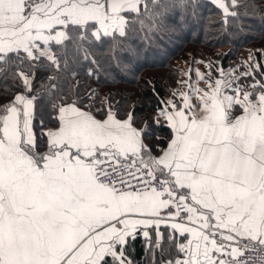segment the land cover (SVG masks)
I'll use <instances>...</instances> for the list:
<instances>
[{
    "label": "snow or ice",
    "instance_id": "snow-or-ice-1",
    "mask_svg": "<svg viewBox=\"0 0 264 264\" xmlns=\"http://www.w3.org/2000/svg\"><path fill=\"white\" fill-rule=\"evenodd\" d=\"M205 7L225 31L264 19V0H0V264H264V48L142 81L144 113L102 87L134 71L133 34Z\"/></svg>",
    "mask_w": 264,
    "mask_h": 264
},
{
    "label": "trees",
    "instance_id": "trees-1",
    "mask_svg": "<svg viewBox=\"0 0 264 264\" xmlns=\"http://www.w3.org/2000/svg\"><path fill=\"white\" fill-rule=\"evenodd\" d=\"M199 2L202 5L209 4V0ZM261 2L256 0L257 4ZM130 43L138 52H124L121 55L134 71L129 73L123 70V66L113 64L111 71L116 77L115 83L102 87L120 93L128 104L139 97L136 109L144 113L151 111L149 97L152 94H142V81L154 80L161 92L166 84L175 88L178 72H173V69H178L177 63L185 61L189 56L199 59L211 56L217 66L222 63L227 69L230 64H235L241 53L264 48V19L259 15L251 16L244 20L242 27L233 26L225 31L217 10L205 7L199 19L189 17L187 22H180L178 13L170 16L168 26L156 33L151 43H145L136 34H133ZM135 246L139 258L143 253L139 238Z\"/></svg>",
    "mask_w": 264,
    "mask_h": 264
},
{
    "label": "crops",
    "instance_id": "crops-1",
    "mask_svg": "<svg viewBox=\"0 0 264 264\" xmlns=\"http://www.w3.org/2000/svg\"><path fill=\"white\" fill-rule=\"evenodd\" d=\"M193 59H194V58H191V57L189 56V57H187V59H186L185 61L177 63V66H178L179 68H183V69L187 70V66H188V65H191L193 68L199 67V68H201L202 71H205V72L208 71V70H207L202 64L193 63ZM195 60H198V61H199V60H203V61H213V58L210 56V57H207V59H199V58H195ZM186 62H187V63H186ZM235 64H236V62H235ZM192 75H193V78H195V74H194V72H193ZM176 87H178V85H177Z\"/></svg>",
    "mask_w": 264,
    "mask_h": 264
},
{
    "label": "rangeland",
    "instance_id": "rangeland-1",
    "mask_svg": "<svg viewBox=\"0 0 264 264\" xmlns=\"http://www.w3.org/2000/svg\"><path fill=\"white\" fill-rule=\"evenodd\" d=\"M242 57H246V54H245V53H241V54L239 55V57L237 58L236 63H237ZM207 70H208V69H207Z\"/></svg>",
    "mask_w": 264,
    "mask_h": 264
}]
</instances>
